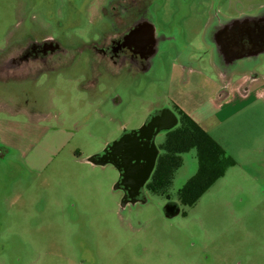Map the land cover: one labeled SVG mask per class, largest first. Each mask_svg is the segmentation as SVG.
Segmentation results:
<instances>
[{
  "label": "rangeland",
  "instance_id": "obj_1",
  "mask_svg": "<svg viewBox=\"0 0 264 264\" xmlns=\"http://www.w3.org/2000/svg\"><path fill=\"white\" fill-rule=\"evenodd\" d=\"M122 17L153 30L145 61L93 55ZM243 17L264 18V0H0V124L29 115L57 130L34 170L22 135L12 147L0 137V264H264V50L235 59L218 39ZM44 39L59 50L11 67ZM176 105L237 165L184 207L178 192L199 168L192 150L170 200H127L117 167L98 157Z\"/></svg>",
  "mask_w": 264,
  "mask_h": 264
},
{
  "label": "flooded vegetation",
  "instance_id": "obj_2",
  "mask_svg": "<svg viewBox=\"0 0 264 264\" xmlns=\"http://www.w3.org/2000/svg\"><path fill=\"white\" fill-rule=\"evenodd\" d=\"M127 13L129 14V11ZM114 23L116 30L107 26L101 42L92 44L93 55L98 59L114 63L119 60L127 64L135 60L145 61L151 53L154 42L151 27L144 21L135 23L133 18H117ZM218 39L225 52L235 59L262 51L264 50V18L234 19L232 26L223 30ZM57 50L59 46L50 39L40 42L32 41L31 45H26L25 49L19 52V58H11L10 65L13 68L22 69L25 67L24 64H28L24 62L31 60L37 62L36 60L45 55H51V52L54 53ZM15 60L19 62H14ZM182 113L207 132L192 115L176 105L171 110L151 113L147 120L136 129H124L122 137L109 145L98 157V161H108L117 167L121 174L118 186L125 192L127 200L136 201L145 192L160 194L168 200L171 199L168 189L174 178L172 181L169 180L171 184L170 182L165 184L167 187L157 192L153 188L160 184L157 176L161 168V158L166 153L163 146L165 142L184 128L189 131L193 128L192 122ZM160 136L164 139L162 143L158 142Z\"/></svg>",
  "mask_w": 264,
  "mask_h": 264
},
{
  "label": "trees",
  "instance_id": "obj_3",
  "mask_svg": "<svg viewBox=\"0 0 264 264\" xmlns=\"http://www.w3.org/2000/svg\"><path fill=\"white\" fill-rule=\"evenodd\" d=\"M182 114L191 121L189 116ZM191 122L193 125L191 131L184 128L175 133L174 137L171 136L163 145L166 153L161 158V168L157 176L160 184L153 188L157 192L167 187L165 184H168L169 180L172 181L177 170L182 166L181 154L196 150L199 163L198 172L178 192V197L184 207L195 206L203 194L225 176L229 168L237 165V162L210 134L202 130L194 121Z\"/></svg>",
  "mask_w": 264,
  "mask_h": 264
},
{
  "label": "crops",
  "instance_id": "obj_4",
  "mask_svg": "<svg viewBox=\"0 0 264 264\" xmlns=\"http://www.w3.org/2000/svg\"><path fill=\"white\" fill-rule=\"evenodd\" d=\"M27 113V112H26ZM28 114V113H27ZM27 118L29 120H27V122L29 121V123L27 124L26 121L21 122V123H15L13 125H11L8 129H6L2 124H0V137H2L3 132L4 133V144L7 147H12V139L15 140V138L17 136H21L22 135V143L25 142V146H23V148H26L25 150H23V163L24 165H26L25 167H27L28 169L34 170L35 167H42L39 165H45L44 163L49 162V158L47 157V153L45 152V150L47 149V144L50 141L51 136L54 134V132H56L57 130L51 128V127H43V128H39L40 125L37 124V122L42 121L41 119H37L35 120L34 118H31L29 115L27 116ZM27 124V125H26ZM36 125V126H34ZM33 128V129H31ZM35 129H37L35 131ZM35 133V134H34ZM15 135V136H12ZM12 138V139H10ZM2 140V141H3ZM24 140V141H23ZM55 140V139H54ZM67 137L60 139L59 143H55V147L52 149L53 151H61V148L63 149L65 144L67 143ZM36 153H43L44 155H36ZM49 153V152H48ZM37 156V157H36ZM52 156V155H51ZM36 158H38V164L33 165V160ZM91 161H93V158L90 159ZM47 161V162H46ZM108 161H97L96 164L98 165H102L104 163H107Z\"/></svg>",
  "mask_w": 264,
  "mask_h": 264
}]
</instances>
